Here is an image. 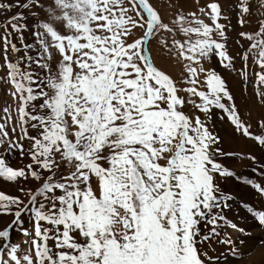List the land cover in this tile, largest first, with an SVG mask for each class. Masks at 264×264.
I'll use <instances>...</instances> for the list:
<instances>
[{"label": "snow or ice", "instance_id": "obj_1", "mask_svg": "<svg viewBox=\"0 0 264 264\" xmlns=\"http://www.w3.org/2000/svg\"><path fill=\"white\" fill-rule=\"evenodd\" d=\"M256 6L264 10V0ZM14 9L22 11L0 35V80L16 103L15 117L5 107L0 123V181L35 187L21 185L23 198L0 191V217H11L0 224V264L218 260L204 245L233 244L219 238L230 197L217 183L233 173L217 159L218 136L185 108L205 116L220 109L237 132L264 145L234 103L223 102L233 97L222 76L204 67L215 56L233 68L218 0L199 15L177 11L171 26L152 0H0V12ZM233 9L243 27L253 0H236ZM162 31L173 37L161 43L181 62V80L155 62L152 40ZM239 35L248 41L241 76L247 81L251 61L264 87V19ZM16 154L30 162L13 168L7 157ZM248 211L264 226V211ZM13 231L29 238L26 248L12 243Z\"/></svg>", "mask_w": 264, "mask_h": 264}, {"label": "rangeland", "instance_id": "obj_2", "mask_svg": "<svg viewBox=\"0 0 264 264\" xmlns=\"http://www.w3.org/2000/svg\"><path fill=\"white\" fill-rule=\"evenodd\" d=\"M16 0H13L15 3ZM23 2V0H20ZM210 0H152L154 6L159 10L165 23H169L174 18L177 11L189 13L196 11L206 5ZM222 8L223 15L226 19H221L220 23L226 25V47L230 56L233 57V68L225 69L218 63L214 56L211 61L204 63L206 69L213 68L225 80L226 87L233 97L232 101H223L226 106L234 103L238 110V115L242 123L249 127V131L253 136L264 135V128L261 127V122L264 121V101L256 94L258 86L255 83L253 70H259L249 61V76L247 81L241 76L242 64L240 54L247 47L248 41L240 37V32H254L258 28V21L264 19L261 11L258 9L257 0H253L252 16L249 23L241 27L238 24V17L233 5L236 0H218ZM21 9H14L12 12H0V35L3 34V25L7 18L14 15ZM27 14V13H26ZM43 18L44 13H40ZM204 18V17H201ZM206 22V18H204ZM33 21L28 20L31 25ZM171 26V24H170ZM140 35V30L135 31V37ZM28 37V33H25ZM179 39L180 37H175ZM219 39V37H216ZM173 39L170 34L161 32L152 40V49L155 62L158 67H162L176 80L182 79L183 68L181 62L173 57L172 53L168 52L161 41H166L171 45ZM239 41V43H237ZM0 76L4 73L0 71ZM260 91H264V87H260ZM183 95V93H182ZM8 107L13 117H15L16 103L10 95V85L0 80V123H3V109ZM189 115H199L202 120H205L209 130L219 138L217 147L224 155L217 157L218 161L226 166L233 176L229 178L218 179L217 183L221 191L229 196L230 199L224 201L228 205L222 210L224 221L219 222L220 227L219 238L231 239L237 249V255H233L230 251V245L218 243L215 239L210 244H205L204 247L210 257H219L218 260H213L210 264H264V226H261L248 209L254 211H264V194L258 192L252 185L246 184L245 181H252L253 184L264 187V145L258 141L245 137L241 132H237L234 126L228 120L226 114L220 109H214L211 114L205 116L202 113H193L190 107L185 108ZM11 134V128L9 127ZM3 149H0L2 151ZM10 166L13 168L24 167L30 161L27 158L21 159L18 154L7 157ZM23 185L25 190L35 187V182L29 180L27 183L21 181L20 184L8 183L0 181V191L13 196L24 197V194L19 191ZM220 211V210H217ZM11 217H0V224H7ZM25 220L27 218L25 217ZM230 225H235L232 228ZM25 228H32L27 222ZM29 239L16 231L12 232V243L20 244L22 248H26L24 243Z\"/></svg>", "mask_w": 264, "mask_h": 264}]
</instances>
